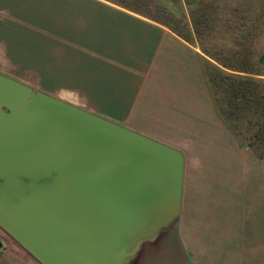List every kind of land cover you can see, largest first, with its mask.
Masks as SVG:
<instances>
[{"label":"water","instance_id":"obj_1","mask_svg":"<svg viewBox=\"0 0 264 264\" xmlns=\"http://www.w3.org/2000/svg\"><path fill=\"white\" fill-rule=\"evenodd\" d=\"M184 175L177 148L0 73V228L39 264H132Z\"/></svg>","mask_w":264,"mask_h":264},{"label":"crops","instance_id":"obj_2","mask_svg":"<svg viewBox=\"0 0 264 264\" xmlns=\"http://www.w3.org/2000/svg\"><path fill=\"white\" fill-rule=\"evenodd\" d=\"M201 1L0 0V73L177 148L218 123L202 53L171 29Z\"/></svg>","mask_w":264,"mask_h":264},{"label":"rangeland","instance_id":"obj_3","mask_svg":"<svg viewBox=\"0 0 264 264\" xmlns=\"http://www.w3.org/2000/svg\"><path fill=\"white\" fill-rule=\"evenodd\" d=\"M194 11L201 22L198 37L191 31ZM191 12L190 23L172 14L171 24L187 25L189 43L202 53L218 123L196 124L193 134L168 141L185 156L180 213L158 239L142 244L132 264H264V150L256 138L258 122L227 121L218 110L214 99L222 95L219 91L214 96L208 83L202 48L229 67L242 65L248 56L264 95V0H202ZM75 23L79 27L88 22L82 15ZM91 30L97 26L92 24ZM78 102L86 103L82 97ZM0 244V264H39L1 228Z\"/></svg>","mask_w":264,"mask_h":264},{"label":"trees","instance_id":"obj_4","mask_svg":"<svg viewBox=\"0 0 264 264\" xmlns=\"http://www.w3.org/2000/svg\"><path fill=\"white\" fill-rule=\"evenodd\" d=\"M192 20V33L198 35L201 33L199 28L201 22L196 19L197 14L191 12ZM181 20L177 22L181 25ZM189 29L187 25H181L180 27H171L180 37L189 42V38L186 35L185 29ZM198 34V35H197ZM204 55L208 58H204L205 71L208 78V83L215 94L222 95V99L216 98V106L227 121L242 122L249 119L256 120L258 122V133L256 138L259 139V144L264 150V95L259 92L262 81L258 78V75L253 72L254 64L250 61L248 56L242 60V65L236 67H229L219 60L214 58V55L210 53L205 47H203ZM212 60L216 61L214 63ZM227 70H232L235 73H229ZM238 136V141H239Z\"/></svg>","mask_w":264,"mask_h":264},{"label":"flooded vegetation","instance_id":"obj_5","mask_svg":"<svg viewBox=\"0 0 264 264\" xmlns=\"http://www.w3.org/2000/svg\"><path fill=\"white\" fill-rule=\"evenodd\" d=\"M0 246H1V244H0Z\"/></svg>","mask_w":264,"mask_h":264}]
</instances>
